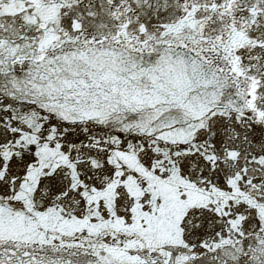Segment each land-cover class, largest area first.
I'll return each mask as SVG.
<instances>
[{
	"label": "snow or ice",
	"instance_id": "snow-or-ice-1",
	"mask_svg": "<svg viewBox=\"0 0 264 264\" xmlns=\"http://www.w3.org/2000/svg\"><path fill=\"white\" fill-rule=\"evenodd\" d=\"M0 264H264V0H0Z\"/></svg>",
	"mask_w": 264,
	"mask_h": 264
}]
</instances>
